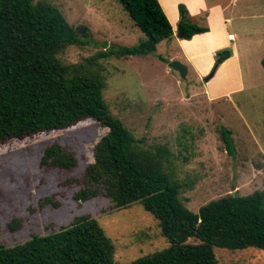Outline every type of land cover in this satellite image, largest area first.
<instances>
[{
	"label": "rangeland",
	"instance_id": "obj_1",
	"mask_svg": "<svg viewBox=\"0 0 264 264\" xmlns=\"http://www.w3.org/2000/svg\"><path fill=\"white\" fill-rule=\"evenodd\" d=\"M37 1L56 6L76 29L79 44L58 54L65 65L83 63L105 49L135 46L145 38L117 0ZM206 1L223 7L211 25L221 37L224 26L225 38L228 34L236 37L228 47H223L227 43L223 38L220 48L193 41V37L182 40L178 22L173 38L159 43L152 54L98 61L106 83L103 97L111 114L145 148L169 150L166 166L182 186V202L195 213L220 197L246 196L264 188V0ZM167 11L175 19L173 10ZM226 18L230 23H224ZM191 21L207 26L200 16ZM233 46L235 56L206 81L215 67L216 52L226 48L233 52ZM172 61L187 68L185 78L170 68ZM221 127L231 131L232 155L224 147ZM107 131L86 119L64 130L0 145V246L22 244L32 235H50L77 216L97 220L115 247L118 263L169 246L158 221L139 203L115 209L101 194L78 200L85 170L94 162L93 148ZM52 143L75 157L74 167L61 170L40 165L44 149ZM215 254L219 264H264V251L256 248H215Z\"/></svg>",
	"mask_w": 264,
	"mask_h": 264
},
{
	"label": "trees",
	"instance_id": "obj_2",
	"mask_svg": "<svg viewBox=\"0 0 264 264\" xmlns=\"http://www.w3.org/2000/svg\"><path fill=\"white\" fill-rule=\"evenodd\" d=\"M117 1L145 38L135 46L105 49L83 63L65 65L58 54L79 44V38L57 7L45 1L0 0V145L64 130L86 119L98 123L108 131L93 148L94 162L85 170L78 200L101 194L115 209L139 203L158 221L169 246L118 263L115 247L97 220L77 216L50 235L1 245L0 264H219L215 248L264 251V188L246 196L229 194L192 212L180 198L182 186L174 171L166 166L169 150L145 148L111 114L103 97L106 83L99 59L147 56L174 36L158 0ZM178 12L182 40L208 32L191 21L183 4ZM231 55L227 48L216 52V70ZM261 62L264 67V58ZM220 134L232 155L231 131L221 127ZM75 164V157L55 143L40 159L47 168L68 170Z\"/></svg>",
	"mask_w": 264,
	"mask_h": 264
},
{
	"label": "crops",
	"instance_id": "obj_3",
	"mask_svg": "<svg viewBox=\"0 0 264 264\" xmlns=\"http://www.w3.org/2000/svg\"><path fill=\"white\" fill-rule=\"evenodd\" d=\"M158 1L160 3L161 7L163 8V10L167 13V15H168L167 8H169L170 10H173V13H174L173 17L175 19H172L169 15H168V17H169V21L171 22V24L173 26L174 32H175V25H177V23L179 22L178 21V18H179L178 17V14H179L178 5L183 4L187 8V10L189 11V15H190L191 20L193 17L195 18V17L200 16V18H203L205 21H207L206 22L207 26H204V27L208 28V32L194 35L191 40L201 41L202 43L203 42H211V44L214 48L215 47L220 48L217 46L221 42L220 41L221 38H223V40H225V42H227L225 45H223V47H228L230 42L236 40V37L233 34H228L227 37L225 38V34L227 33L225 26L222 30V37H221L220 32L215 27H213L211 25L212 20L215 18V16L221 14V10L223 8L221 4L217 3L214 5H209L206 0H158ZM231 5H233V4H231ZM227 7L228 6H225L224 9H226ZM204 12H206V13L204 14ZM224 23L225 24L230 23V20H228L226 18V19H224ZM230 35H233L232 39L229 38ZM235 54H236V50H234V46H233V52H232L231 57H229L223 63L230 62V60L235 56Z\"/></svg>",
	"mask_w": 264,
	"mask_h": 264
},
{
	"label": "water",
	"instance_id": "obj_4",
	"mask_svg": "<svg viewBox=\"0 0 264 264\" xmlns=\"http://www.w3.org/2000/svg\"><path fill=\"white\" fill-rule=\"evenodd\" d=\"M177 31L179 32L178 37L179 38H182L181 37L182 35L180 33V26L179 25L177 27ZM169 66H170V68L172 70L177 71L180 74L181 78H185V76L187 74V68L184 65H182L181 63H179L177 61H172V62H170ZM215 72H216V67H214L212 69V71L210 72V74L205 78L206 81H208L209 79H211L214 76Z\"/></svg>",
	"mask_w": 264,
	"mask_h": 264
},
{
	"label": "built area",
	"instance_id": "obj_5",
	"mask_svg": "<svg viewBox=\"0 0 264 264\" xmlns=\"http://www.w3.org/2000/svg\"><path fill=\"white\" fill-rule=\"evenodd\" d=\"M229 38L232 39L233 38V35H230Z\"/></svg>",
	"mask_w": 264,
	"mask_h": 264
}]
</instances>
